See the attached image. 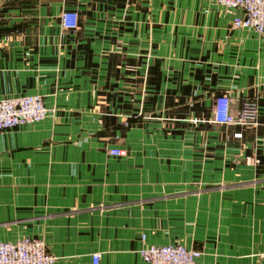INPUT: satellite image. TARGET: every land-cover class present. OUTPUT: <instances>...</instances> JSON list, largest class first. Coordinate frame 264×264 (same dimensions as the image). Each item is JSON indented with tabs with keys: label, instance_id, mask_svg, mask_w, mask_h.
<instances>
[{
	"label": "crops",
	"instance_id": "0c3cea01",
	"mask_svg": "<svg viewBox=\"0 0 264 264\" xmlns=\"http://www.w3.org/2000/svg\"><path fill=\"white\" fill-rule=\"evenodd\" d=\"M230 17L214 0H0V97L51 108L0 130V239L40 237L52 264H143L165 242L196 264L264 261V35ZM220 92L255 119L214 120Z\"/></svg>",
	"mask_w": 264,
	"mask_h": 264
},
{
	"label": "built area",
	"instance_id": "2783aa9c",
	"mask_svg": "<svg viewBox=\"0 0 264 264\" xmlns=\"http://www.w3.org/2000/svg\"><path fill=\"white\" fill-rule=\"evenodd\" d=\"M231 11L232 27H248L264 35V0H214ZM63 27H73L76 23L74 10L63 9L60 12ZM230 98L225 92L217 93L213 102V119L216 121L249 122L255 119L257 106L251 99H243L235 114L230 112ZM51 108L43 102L39 93H26L0 97V130L19 124L31 123L43 119ZM112 155L123 153V149L111 147ZM140 237L144 239V235ZM139 257L143 264H196L201 251L186 247L181 242L148 243L142 245ZM91 261L96 263L99 253L93 251ZM55 256L50 253L40 237L29 234L17 236L13 240L0 239V264H52ZM259 264H264L262 261Z\"/></svg>",
	"mask_w": 264,
	"mask_h": 264
}]
</instances>
